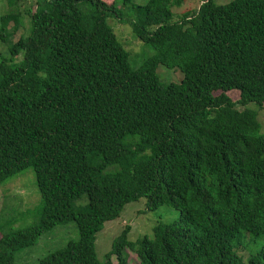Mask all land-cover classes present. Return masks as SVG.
Masks as SVG:
<instances>
[{
    "label": "trees",
    "instance_id": "obj_1",
    "mask_svg": "<svg viewBox=\"0 0 264 264\" xmlns=\"http://www.w3.org/2000/svg\"><path fill=\"white\" fill-rule=\"evenodd\" d=\"M4 2L0 185L29 168L39 204L33 224L0 231V264L69 222L77 240L37 264H99L95 234L139 199L177 219L151 240L127 241L125 226L103 264H128L126 251L135 264H264V135L246 109L264 107V0H203L176 19L183 0L129 6L152 51L134 70L106 24L130 0ZM23 16L28 34L12 42ZM158 65L182 80L159 84Z\"/></svg>",
    "mask_w": 264,
    "mask_h": 264
},
{
    "label": "rangeland",
    "instance_id": "obj_2",
    "mask_svg": "<svg viewBox=\"0 0 264 264\" xmlns=\"http://www.w3.org/2000/svg\"><path fill=\"white\" fill-rule=\"evenodd\" d=\"M110 4L113 0H101ZM148 0H130V3L122 8L124 21L120 22L114 16L106 19L107 26L111 29L115 40L127 54V62L131 69H137L141 62L152 55L151 49L139 42L131 32L125 20L132 18V10L129 6H142ZM203 0H183L179 8H171L173 18L180 12H194ZM231 0H213L217 6L225 5ZM35 0H20V10L32 8ZM106 3V4H107ZM119 7V5H118ZM6 7L4 0H0V16L5 13ZM176 14V15H175ZM21 26L16 29L9 37L10 41H15L19 36L28 34V23L26 18H21ZM6 45L0 42V53L6 55ZM155 74L159 84H178L182 80V74L176 69H166L160 65L156 67ZM226 95L235 101L238 93L231 91ZM246 109L255 113L256 121L259 125V133L264 135V107L259 109L255 104H247ZM240 110V109H239ZM144 199L126 204L117 219L103 224L102 229L95 234L94 252L97 262L104 263V256L109 252L112 241L120 234L121 230L127 226L129 232L127 241L134 242L140 238L152 239L151 229L156 222L170 224L177 219V213L165 206L158 207L154 211H148L144 207ZM39 204V194L36 190L32 171L27 168L16 177L0 185V231L8 229H20L35 222L34 215L30 212ZM77 232L74 223L69 222L64 225L55 226L52 230L39 237L34 246L23 249L15 254V264H37V261L47 254L60 249L67 242L76 241ZM247 238H240L239 245L247 244ZM261 240L257 244H262ZM238 249L237 255L246 262L249 253L255 249L250 242L248 248ZM244 253L243 257L239 253ZM242 253V254H243ZM126 261L128 264H135L137 259L134 254L126 251ZM115 262L114 258L110 259Z\"/></svg>",
    "mask_w": 264,
    "mask_h": 264
}]
</instances>
